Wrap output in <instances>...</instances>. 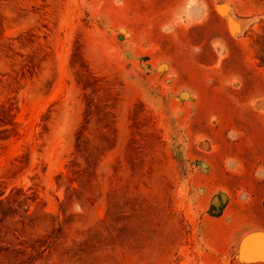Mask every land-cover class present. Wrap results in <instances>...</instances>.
I'll list each match as a JSON object with an SVG mask.
<instances>
[{
  "label": "rangeland",
  "instance_id": "rangeland-1",
  "mask_svg": "<svg viewBox=\"0 0 264 264\" xmlns=\"http://www.w3.org/2000/svg\"><path fill=\"white\" fill-rule=\"evenodd\" d=\"M0 264H264V0H0Z\"/></svg>",
  "mask_w": 264,
  "mask_h": 264
}]
</instances>
